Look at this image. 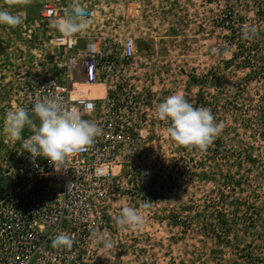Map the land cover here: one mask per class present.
<instances>
[{"label": "rangeland", "instance_id": "1", "mask_svg": "<svg viewBox=\"0 0 264 264\" xmlns=\"http://www.w3.org/2000/svg\"><path fill=\"white\" fill-rule=\"evenodd\" d=\"M103 6L97 21L104 32L137 45L124 78L126 93L140 97L141 134L127 172L133 185L111 205L93 264H264V0H105ZM8 7L0 0V8ZM9 10L23 22L0 26V189L13 187L21 145L33 134L25 127L20 140L9 138L6 114L23 107V84L45 74L56 55L36 0H17ZM245 27L255 29L251 39L243 37ZM177 92L209 108L222 125L204 152L174 142L155 115ZM123 207L140 211L143 226L118 228L114 218Z\"/></svg>", "mask_w": 264, "mask_h": 264}, {"label": "built area", "instance_id": "2", "mask_svg": "<svg viewBox=\"0 0 264 264\" xmlns=\"http://www.w3.org/2000/svg\"><path fill=\"white\" fill-rule=\"evenodd\" d=\"M104 1L82 0L89 23L67 39L51 22L66 14L70 0H36L56 55L45 74L23 84L20 105L33 114L36 101L59 96L104 132L56 168L43 157L33 161L28 152L19 153L13 187L0 189V264H93L111 205L133 185L127 172L139 153L140 97L136 91L126 93L124 77L137 45L130 36L104 32L97 21ZM83 84L105 86L104 95L89 97L79 88ZM62 233L71 237V247L53 246Z\"/></svg>", "mask_w": 264, "mask_h": 264}, {"label": "clouds", "instance_id": "3", "mask_svg": "<svg viewBox=\"0 0 264 264\" xmlns=\"http://www.w3.org/2000/svg\"><path fill=\"white\" fill-rule=\"evenodd\" d=\"M17 0H8V8H0V26L17 27L23 18L9 10ZM24 5L31 0H21ZM87 12L82 0H70L66 14L51 22L63 38L71 39L88 25ZM245 39H251L255 33L252 27L242 30ZM89 108L92 106L89 105ZM39 120L34 123L28 111L16 108L8 111L4 121L3 132L11 139L20 140L25 127L33 134L23 141V151L31 155L33 161L37 157L47 159L56 168L68 156L78 154L90 147L95 139L103 135V128L96 122L82 118L75 110L69 108L59 96H48L34 103L31 109ZM155 115L166 121L167 134L178 145L196 148L204 152L219 135L222 125L215 122L211 110L204 106H194L182 93L168 96L155 108ZM141 207L146 211L151 208V201H145ZM120 229H138L144 224V216L134 207H123L115 218ZM105 248H111L112 242L102 238ZM72 239L67 234L55 237L54 247H71Z\"/></svg>", "mask_w": 264, "mask_h": 264}, {"label": "bare ground", "instance_id": "4", "mask_svg": "<svg viewBox=\"0 0 264 264\" xmlns=\"http://www.w3.org/2000/svg\"><path fill=\"white\" fill-rule=\"evenodd\" d=\"M103 85L89 86L87 84L79 85L82 92H85L91 98H99L104 95Z\"/></svg>", "mask_w": 264, "mask_h": 264}]
</instances>
